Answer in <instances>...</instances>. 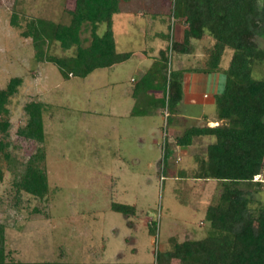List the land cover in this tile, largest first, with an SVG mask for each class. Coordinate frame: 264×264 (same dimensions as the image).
Instances as JSON below:
<instances>
[{
  "label": "rangeland",
  "instance_id": "obj_1",
  "mask_svg": "<svg viewBox=\"0 0 264 264\" xmlns=\"http://www.w3.org/2000/svg\"><path fill=\"white\" fill-rule=\"evenodd\" d=\"M74 5L75 0H0V88L14 77L22 78L8 102L11 125L7 140L11 141L13 165L4 161L0 180V223L5 227L6 252L9 258L23 261L151 262L154 251L168 246L171 237L199 239L211 232L206 210L221 186L216 180L203 192L178 184L183 190L174 193L175 180L170 175L161 184L158 168L164 158L163 143H153L158 130L156 136L150 133L156 122L143 117L116 119L110 111L115 87L105 86L108 70H96L86 78H64L56 64L38 57L32 38L23 35L29 20L69 21L66 12ZM169 5L170 0L126 2L114 24L119 47H145L146 32L168 25L165 13ZM132 9H141L145 15L133 14ZM14 14L19 16L18 25L12 23ZM104 28L102 25L99 31ZM90 32L85 29L82 36L90 38ZM255 41L264 48V36L257 35ZM198 42L195 47L205 57L212 40L206 36ZM74 50L59 43L50 48L60 56ZM232 53L231 48L226 49L223 66L229 64ZM253 74L264 78V61L255 64ZM208 76L213 80L211 88L215 81L223 89V73ZM31 101L49 105L41 142L18 133L27 123L25 107ZM137 134L144 135V143L137 140ZM39 152L43 156L34 163L46 173L49 184L42 197L19 190L15 183L18 173ZM258 178L263 185H242L258 190L251 205L257 220L264 212V170ZM114 201L135 204L136 211L129 215L116 211L111 207ZM146 215L157 220V234L149 233L151 218Z\"/></svg>",
  "mask_w": 264,
  "mask_h": 264
},
{
  "label": "trees",
  "instance_id": "obj_2",
  "mask_svg": "<svg viewBox=\"0 0 264 264\" xmlns=\"http://www.w3.org/2000/svg\"><path fill=\"white\" fill-rule=\"evenodd\" d=\"M128 1L75 0L74 7L66 12L69 21L34 17L23 35L32 38L38 57L56 64L64 78L86 77L97 68L112 66L132 55V51L117 50L113 30L114 15ZM165 14L167 31L160 35L166 46L135 84L133 93L137 97L142 91H159L157 94L161 95L149 96V101L155 100L161 107L167 105L174 112L182 99L186 70L173 67L174 57L193 50L194 41L211 38L205 57L193 69L225 75L224 87L215 95V115L221 123L192 127L178 138L183 144L193 135L216 136L207 153L196 157L193 172L181 176L185 180L212 179L220 183L218 197L206 210L211 232L199 239L171 237L168 246L156 250L151 262L23 261L9 258L5 227L0 223V264H264V212L257 220L251 207L258 190L242 186L263 185L262 180L255 178L264 170V78L255 77L253 72L255 64L264 61V48L255 41L257 35L264 36V0H170ZM18 17L13 15V24H19ZM102 25L105 28L100 32ZM85 29H90V38L82 36ZM56 43L67 50L75 49L74 53L52 54L50 48ZM228 48L233 53L225 67L222 57ZM21 83V77H14L0 88V180L4 177V161L13 165L11 141L7 140L11 125L8 102ZM48 106L41 101L29 102L25 107L28 120L19 128V135L44 141V112ZM142 113L136 107L133 110V114ZM166 137L161 162L168 173L170 151L169 144L165 146ZM42 156L40 152L33 156L18 173L15 183L19 190L40 197L48 191L47 175L34 163ZM185 200L181 198V202L186 203ZM111 207L126 215L136 211L135 204L124 202L114 201ZM261 208L264 210V206ZM157 231V220L151 218L149 233L154 235Z\"/></svg>",
  "mask_w": 264,
  "mask_h": 264
},
{
  "label": "crops",
  "instance_id": "obj_3",
  "mask_svg": "<svg viewBox=\"0 0 264 264\" xmlns=\"http://www.w3.org/2000/svg\"><path fill=\"white\" fill-rule=\"evenodd\" d=\"M131 1V0H130ZM129 2V1H128ZM126 2H123L121 5V11L114 15V23L113 30L114 36L116 40L115 34V19L118 14H121L123 11V5ZM147 8V7H146ZM139 12H138V11ZM133 14L138 13L141 16L145 15V12L141 9L133 10ZM164 22V20H163ZM167 26V25H166ZM159 27L150 32H146V45L140 49H125L124 47L120 48L119 43L116 40V46L118 51H132V55L125 61L115 63L109 67H101L96 70H108L105 86H113L115 87L114 93L112 96V104L111 113L115 115L117 120L122 117H133L138 119L139 117H143L144 121L154 119L156 122V126L152 128L150 133L153 135H157V131L159 135L153 139L154 144L160 145L164 142V122L166 119L165 113L168 111L169 115L167 116V137L165 140L166 147L169 144L170 155L168 158L169 170L166 173V167H162V159L159 162V176L161 184L167 180V176H173L175 180L174 184V193L179 189L176 187L178 184L179 187H184L186 185L188 190L192 191H200L207 187L210 189L211 183L216 180H200L195 178H188L186 182H183L181 176L184 174H190L197 167L196 157L199 155H205L207 153L208 145L213 143L216 140V136L213 134H198L193 135L187 143L180 144L178 142V138L185 134L189 129L196 126H216L221 123L218 121L215 115V95L221 90L216 87L215 81L213 88L211 85L213 84V80H209L211 73L197 71L193 68L196 67L202 60L204 52L199 49V47L193 48V50L188 52L178 53L173 60V67L175 69H186L183 75V95L180 103L178 104L176 110L174 112L170 111L168 106H157V102L155 100L149 101V96L161 95L157 93H161L159 91H142L136 97L134 95V86L140 80V78L146 73V71L150 68L154 60L158 57L161 50L166 46L165 40L162 39L160 32L167 31V27ZM148 39V40H147ZM200 41V40H198ZM195 42V45H198ZM126 68L128 70H126ZM92 71L91 73H93ZM89 73V74H91ZM88 74V75H89ZM205 74V75H204ZM213 74V73H212ZM87 75V76H88ZM86 76V77H87ZM206 76V78H204ZM82 77V78H86ZM130 80V84L126 83L127 80ZM128 84V85H127ZM219 86V85H218ZM213 89V90H212ZM212 90V91H211ZM116 95V96H115ZM139 98H141L142 102L139 103ZM137 104V106H136ZM121 105V106H119ZM119 107L121 111H119ZM137 108V110H142L144 113L141 114H133V110ZM139 121V120H138ZM137 122V120L135 121ZM127 126H125L126 129ZM134 124L132 128H134ZM124 128V127H123ZM129 128V127H128ZM131 128V127H130ZM158 128V129H157ZM126 132L125 130H123ZM144 136V135H143ZM141 134H137L136 138L140 143L145 142V138ZM160 143V144H159ZM164 144V143H163ZM165 152L163 147V153ZM163 155V154H162ZM184 161V162H183ZM162 176L164 177L162 179ZM180 176V177H179ZM182 188H180L181 190ZM186 189V188H185ZM179 190V191H180ZM183 190V189H182ZM147 218H151L149 216H145ZM155 252V251H154ZM155 254V253H154ZM154 261V260H153ZM136 262H145V261H136ZM150 262V261H148Z\"/></svg>",
  "mask_w": 264,
  "mask_h": 264
},
{
  "label": "built area",
  "instance_id": "obj_4",
  "mask_svg": "<svg viewBox=\"0 0 264 264\" xmlns=\"http://www.w3.org/2000/svg\"><path fill=\"white\" fill-rule=\"evenodd\" d=\"M170 62H171V59H170ZM169 73H170V70H169ZM169 115V113H168V111H166V113H165V116H166V119H165V122H164V139H165V137H166V134H167V131H166V126H167V116ZM164 146V145H163ZM164 177L162 176V179H163ZM155 253H156V250H155ZM154 264H157V262H155Z\"/></svg>",
  "mask_w": 264,
  "mask_h": 264
}]
</instances>
